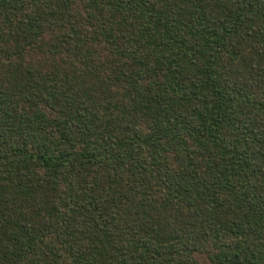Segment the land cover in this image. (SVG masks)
Here are the masks:
<instances>
[{
  "label": "trees",
  "instance_id": "1",
  "mask_svg": "<svg viewBox=\"0 0 264 264\" xmlns=\"http://www.w3.org/2000/svg\"><path fill=\"white\" fill-rule=\"evenodd\" d=\"M0 264H264V0H0Z\"/></svg>",
  "mask_w": 264,
  "mask_h": 264
}]
</instances>
